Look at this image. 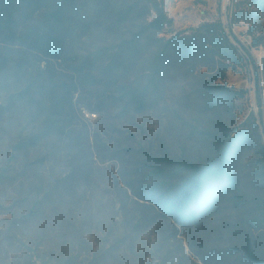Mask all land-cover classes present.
Returning a JSON list of instances; mask_svg holds the SVG:
<instances>
[{
  "label": "rangeland",
  "instance_id": "1",
  "mask_svg": "<svg viewBox=\"0 0 264 264\" xmlns=\"http://www.w3.org/2000/svg\"><path fill=\"white\" fill-rule=\"evenodd\" d=\"M161 1L171 23L157 37L188 33L203 22L227 19L226 31L229 25L250 60L239 49L242 65L214 80L246 91L233 100L231 112L224 106L220 110L231 128L241 125L250 111L257 116L258 95L264 101V90L259 94L264 86V81H259L264 42L253 46L250 24L242 20L231 23L225 17L227 11L235 10L237 0ZM41 11L33 10L27 23H36ZM253 29L255 35H264V14ZM116 37V32L107 31L101 37L89 38L85 33L76 38L77 55L92 51L88 44L99 46L101 54L93 75L111 61ZM55 62L66 82L67 77L69 84L71 75L76 77L74 114L62 122L60 138L27 145L26 137L38 128L40 119L16 112L0 120V264H40L32 252L34 263L29 260L20 242L52 264L71 255L80 264H237L239 257L227 256L228 249L243 243L237 210L221 205L197 223L182 225L132 192L144 180H151L148 171L154 163L146 159L145 151L158 156L202 157L204 149L191 132L212 125L213 115L203 102L207 98L205 81L215 72L176 61L161 79L157 95L147 98L138 109L120 86L135 80L146 64L112 75V83L107 84L106 80H85L86 69L74 71L77 61L71 56ZM81 131L89 134L86 154L75 150L69 154L67 141L77 145L82 141ZM248 159L246 152L236 158L240 187L247 196L258 195L260 190L249 183ZM83 161L89 165V173L72 168ZM35 201L41 207L37 222L22 229V222L11 225L12 218L26 221L21 216Z\"/></svg>",
  "mask_w": 264,
  "mask_h": 264
},
{
  "label": "trees",
  "instance_id": "2",
  "mask_svg": "<svg viewBox=\"0 0 264 264\" xmlns=\"http://www.w3.org/2000/svg\"><path fill=\"white\" fill-rule=\"evenodd\" d=\"M120 1L0 0V120L16 112L40 119L38 128L26 137L27 145L41 139L60 138L62 122L74 114L76 77L71 75L70 84L69 77L66 82L55 61L70 56L77 61L73 70L86 69L82 76L92 83L106 80L109 84L112 75H123L135 66L146 64L140 73L143 75L120 86L124 96L138 109L145 105L147 98L157 95L161 79L176 61L189 64L192 69L206 67L209 72H215L205 81L207 98L203 102L205 110L213 115L212 125L196 127L191 132L204 149L202 157L158 156L145 151L146 159L154 163L148 171L151 180H144L132 192L157 212L159 209L182 225L197 223L221 205L232 207L239 212L237 227L244 230V235L243 243L228 249L227 256L239 257L237 264H264V101L258 95V115L250 111L241 125L231 128L220 108L224 106L226 112H231L233 100L243 97L246 91L214 83L216 78H225L228 69L242 65L243 57L230 36L250 60L247 50L229 25L228 32L225 30L219 18L203 22L188 33L157 37L155 35L171 23L161 0ZM38 8L42 10L41 18L28 24L30 13ZM262 14L264 0H237L230 18L231 23L242 20L250 24L253 46L264 42V35H255L253 29ZM107 31L117 34L116 51L95 76L92 69L97 67L101 54L99 46L88 44L87 48L93 50L77 55L76 38L85 33L89 38L101 37ZM260 68L259 81H264V56ZM259 90L261 94L264 86ZM232 115L234 120L236 115ZM80 136L82 141L75 146L71 140L67 141L69 154L72 150L86 154L89 134L81 131ZM19 146L23 148L20 143ZM242 152L249 156V183L260 190L258 195L247 196L240 187L236 158ZM75 167L82 173L90 170L86 161L72 164V168ZM40 208L35 201L21 216L27 222L12 218L11 225L19 226L22 222L19 227L22 229L36 223ZM254 231L258 232L256 237ZM20 245L26 249L31 262L34 263L32 252L40 264H52L31 246L23 242ZM55 264L80 263L71 255Z\"/></svg>",
  "mask_w": 264,
  "mask_h": 264
},
{
  "label": "built area",
  "instance_id": "3",
  "mask_svg": "<svg viewBox=\"0 0 264 264\" xmlns=\"http://www.w3.org/2000/svg\"><path fill=\"white\" fill-rule=\"evenodd\" d=\"M231 15H232V11H231V9L229 10V11H227V14L225 15V17L227 18L228 17V19L230 20V18H231ZM221 20V22H222V24L224 25V27H225V30H226V22H227V19H225V20H223V19H220ZM230 39L233 41V43L238 47V51H239V49L245 54V52L242 50V48L234 41V39L232 38V36H230ZM240 53V52H239ZM246 55V54H245ZM243 57V56H242ZM247 57V56H246ZM248 59V58H247Z\"/></svg>",
  "mask_w": 264,
  "mask_h": 264
}]
</instances>
